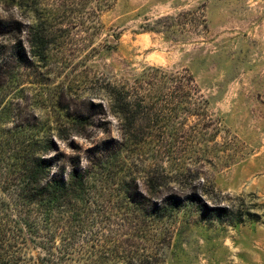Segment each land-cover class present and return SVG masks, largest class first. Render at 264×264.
<instances>
[{
    "label": "rangeland",
    "instance_id": "374dc122",
    "mask_svg": "<svg viewBox=\"0 0 264 264\" xmlns=\"http://www.w3.org/2000/svg\"><path fill=\"white\" fill-rule=\"evenodd\" d=\"M0 21L17 24L15 36H0V66L17 65L0 91V263L10 254L16 264H37L45 253L39 239L17 230L22 127L67 153L70 139L83 154L105 139L101 122L120 139L112 87L145 84L144 75L160 69L191 75L204 105L197 117L188 103L171 119L175 133L158 131L124 153L147 200L160 203L172 192L147 191V179L163 169L185 200L156 227L152 263L264 264V0H0ZM17 46L28 63H16ZM79 114L94 124L86 136L63 140L68 116ZM166 145L179 150L171 154ZM119 170L108 184L113 195Z\"/></svg>",
    "mask_w": 264,
    "mask_h": 264
},
{
    "label": "trees",
    "instance_id": "16d2710c",
    "mask_svg": "<svg viewBox=\"0 0 264 264\" xmlns=\"http://www.w3.org/2000/svg\"><path fill=\"white\" fill-rule=\"evenodd\" d=\"M16 25L0 21V36H15ZM35 35L36 47L45 48L43 31L38 30ZM26 56L24 49L17 46L16 63H28ZM16 66L6 63L0 66V91L15 80ZM142 80L145 84L136 82L131 89L112 87L111 109L120 122L121 137L113 139L111 123L101 122L100 130L107 137L84 154L73 139L67 141L72 150L67 153L55 140L35 135L32 125V129L22 127L19 131L22 151L16 164L15 196L22 226L19 224L17 230L22 235L28 234L30 241L40 240L39 248L45 253L38 257L37 264H153L155 255L150 250L159 241L156 227L180 211L185 200L171 187L174 181L166 169L158 177L147 179V191L152 196L161 190L172 192L160 203L147 200L137 191L136 179L129 175L131 167L124 153L131 146H142L158 131L169 128L175 133L177 127L171 124V119L186 112L188 103L194 105L199 117L204 104L189 74L155 69ZM146 90H156L158 94L144 95ZM167 110V125L162 128L158 120L164 119ZM67 119L69 127L64 128L67 138L63 140L86 136L94 124L90 116L81 114ZM166 146L165 151L171 154L179 150L176 145ZM119 167L120 189L113 195L108 184ZM188 198L193 199L194 195ZM7 231L1 236L9 234ZM17 260L7 254L0 264H16Z\"/></svg>",
    "mask_w": 264,
    "mask_h": 264
}]
</instances>
